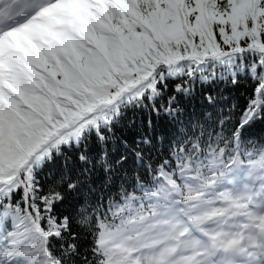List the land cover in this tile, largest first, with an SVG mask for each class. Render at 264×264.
I'll use <instances>...</instances> for the list:
<instances>
[{"label": "snow or ice", "instance_id": "6c2138e0", "mask_svg": "<svg viewBox=\"0 0 264 264\" xmlns=\"http://www.w3.org/2000/svg\"><path fill=\"white\" fill-rule=\"evenodd\" d=\"M0 264H264V0H0Z\"/></svg>", "mask_w": 264, "mask_h": 264}]
</instances>
